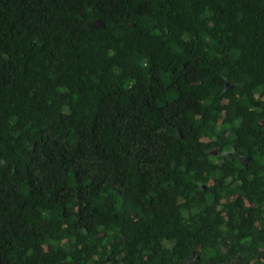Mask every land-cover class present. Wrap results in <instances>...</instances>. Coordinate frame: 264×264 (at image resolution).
<instances>
[{
    "label": "trees",
    "instance_id": "1",
    "mask_svg": "<svg viewBox=\"0 0 264 264\" xmlns=\"http://www.w3.org/2000/svg\"><path fill=\"white\" fill-rule=\"evenodd\" d=\"M222 257L264 264V0H0V264Z\"/></svg>",
    "mask_w": 264,
    "mask_h": 264
},
{
    "label": "flooded vegetation",
    "instance_id": "2",
    "mask_svg": "<svg viewBox=\"0 0 264 264\" xmlns=\"http://www.w3.org/2000/svg\"><path fill=\"white\" fill-rule=\"evenodd\" d=\"M217 149L218 148H216L215 149V153H217ZM193 258V256H190L189 258H188V260H191ZM219 259H222V261H221V264H236L237 262L236 261H233V260H227V262L225 261L226 260V258L225 257H222V258H219Z\"/></svg>",
    "mask_w": 264,
    "mask_h": 264
},
{
    "label": "rangeland",
    "instance_id": "3",
    "mask_svg": "<svg viewBox=\"0 0 264 264\" xmlns=\"http://www.w3.org/2000/svg\"><path fill=\"white\" fill-rule=\"evenodd\" d=\"M209 151H210V153L213 154V155H214V154H215V155L217 154V153H215V149H211V150H209Z\"/></svg>",
    "mask_w": 264,
    "mask_h": 264
}]
</instances>
